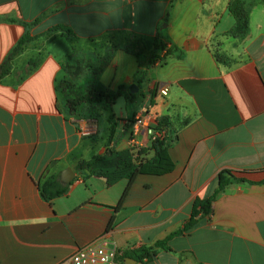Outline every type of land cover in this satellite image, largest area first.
<instances>
[{
    "label": "crops",
    "instance_id": "1",
    "mask_svg": "<svg viewBox=\"0 0 264 264\" xmlns=\"http://www.w3.org/2000/svg\"><path fill=\"white\" fill-rule=\"evenodd\" d=\"M233 1L248 12L242 37L230 33ZM154 9L146 33L142 21ZM36 18L34 38L0 79V264H59L100 237L121 252L152 247L215 191L221 170L264 178V0H0V64ZM58 24L74 34L52 29ZM73 51L104 59L99 80L111 89L135 84L138 102L120 97L66 118L55 84ZM152 56L161 62L149 65ZM148 96L150 123L170 122L174 169L111 185L76 170L107 147L149 146L143 130L132 134ZM68 167L74 178L63 183ZM51 175L69 187L47 200L40 188ZM153 249L143 264H264V182L228 184L207 216Z\"/></svg>",
    "mask_w": 264,
    "mask_h": 264
},
{
    "label": "trees",
    "instance_id": "2",
    "mask_svg": "<svg viewBox=\"0 0 264 264\" xmlns=\"http://www.w3.org/2000/svg\"><path fill=\"white\" fill-rule=\"evenodd\" d=\"M230 10L235 18V25L230 33L242 37L248 29V12L237 1L231 2ZM38 21L39 19L36 18L30 23H25V32L11 47L0 64V79L10 72L12 60L22 49V46L34 38L29 34V27ZM52 29H59L68 35L74 34L69 27L60 24L53 26ZM161 47L162 49L165 48V46ZM168 51H170V48H168ZM216 56L217 59L221 57L219 54ZM157 57L152 56L149 65H153ZM105 65L106 61L104 59L94 57L91 52L73 51L69 55L62 66L64 74L56 79L55 84L57 107L66 118L74 117L78 119L93 115L92 112L96 109L112 107L120 97L135 103L138 102L136 93H132L129 88L119 86L116 89H111L99 80ZM169 126L168 119L162 116L157 120L155 128L156 130H165V134L162 137L150 138L148 147L130 145L122 150L107 147L100 154L79 160L75 168L85 176L103 177L109 185L122 178H128L129 183H131L140 174L164 175L170 173L174 169L175 163L168 151L170 142L173 139L170 136ZM218 175L219 182L215 191L209 197L196 198L193 201L190 215L181 228L164 240L156 241L152 247L143 246L123 251L120 254L121 256L117 258L118 264H125L124 258L127 256L134 258L139 264H143L144 261L150 259L155 255L153 247L165 246L172 236L183 233L207 216L211 211L212 202L228 184L233 182H264V178L260 181L247 178V173L244 171L224 169ZM68 187L69 184H62L57 175H51L43 182L40 190L43 197L50 200L65 194ZM128 188L129 186L118 201L117 207L122 205Z\"/></svg>",
    "mask_w": 264,
    "mask_h": 264
},
{
    "label": "built area",
    "instance_id": "3",
    "mask_svg": "<svg viewBox=\"0 0 264 264\" xmlns=\"http://www.w3.org/2000/svg\"><path fill=\"white\" fill-rule=\"evenodd\" d=\"M167 46L163 49L165 53ZM160 56H158L154 62H161ZM160 94L166 95L168 92L167 85L156 86ZM151 97V96H150ZM148 96L145 99V103L138 109L132 122V134H138L143 130L149 138L162 137L165 134V130H156L155 125L150 123L145 111L148 105ZM133 142V141H132ZM121 250L111 240L100 237L92 242L79 247L72 254L64 258L59 264H118L117 258L121 254Z\"/></svg>",
    "mask_w": 264,
    "mask_h": 264
},
{
    "label": "rangeland",
    "instance_id": "4",
    "mask_svg": "<svg viewBox=\"0 0 264 264\" xmlns=\"http://www.w3.org/2000/svg\"><path fill=\"white\" fill-rule=\"evenodd\" d=\"M157 17V10L154 9L153 11H150L147 16H145L144 20L142 21V25H143V28L144 31L146 33H149L152 31V23H153V20ZM79 20V22L81 23L82 20H84L83 18L79 17L77 18ZM136 19H137V22H140L141 19H140V15H139V10H137V14H136ZM166 22H162L159 26H163ZM161 30V29H160ZM83 32L85 33H88V31L86 30H82ZM138 98V96H137ZM121 101V98L118 100V102ZM135 105V104H134Z\"/></svg>",
    "mask_w": 264,
    "mask_h": 264
},
{
    "label": "water",
    "instance_id": "5",
    "mask_svg": "<svg viewBox=\"0 0 264 264\" xmlns=\"http://www.w3.org/2000/svg\"><path fill=\"white\" fill-rule=\"evenodd\" d=\"M165 25V24H164ZM163 25V26H164ZM129 90L132 92V93H134V92H136L137 90H138V88L136 87V85L135 84H132V85H130L129 86ZM73 178H74V173H73V170L71 169V168H66L64 171H63V173L61 174V176H60V180H61V182H63V183H69V182H71L72 180H73ZM124 263L125 264H135L136 263V261H135V259H133V258H131V257H125L124 258Z\"/></svg>",
    "mask_w": 264,
    "mask_h": 264
}]
</instances>
